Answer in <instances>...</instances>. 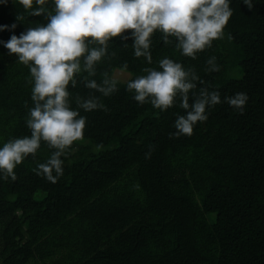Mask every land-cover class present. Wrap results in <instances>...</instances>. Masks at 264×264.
Here are the masks:
<instances>
[{"label": "trees", "instance_id": "trees-1", "mask_svg": "<svg viewBox=\"0 0 264 264\" xmlns=\"http://www.w3.org/2000/svg\"><path fill=\"white\" fill-rule=\"evenodd\" d=\"M253 3L250 11L230 0L224 39L195 60L160 32L152 37L151 64L134 56L131 39L109 42L89 79L100 83L103 73L113 78L118 70L134 79L144 68L160 70L168 57L192 67L222 100L245 92L244 114L222 103L191 137L169 139L176 116L185 114L179 103L164 112L140 105L127 81L104 97L80 74L69 88L70 106L86 117L85 141L62 158L63 176L52 184L32 171L53 151L42 142L35 159L16 167V181L0 177V264H264V0ZM47 7L54 12L51 2ZM13 23L0 41L47 20L30 16L18 0L0 2V25ZM213 55L218 73L205 71ZM32 87L29 68L0 44V147L30 136ZM78 95L99 96L108 111L78 109ZM149 147L155 150L146 160Z\"/></svg>", "mask_w": 264, "mask_h": 264}, {"label": "clouds", "instance_id": "clouds-1", "mask_svg": "<svg viewBox=\"0 0 264 264\" xmlns=\"http://www.w3.org/2000/svg\"><path fill=\"white\" fill-rule=\"evenodd\" d=\"M0 2L6 4L8 0ZM50 2L54 12L48 11ZM18 3L30 16H43L47 23L29 27L19 36L12 34L7 42L0 41L8 55H15L29 68L33 83V107L26 119L30 136L9 139L0 147V177L13 182L18 179L16 167L29 156L35 159L42 142L53 151L45 163L32 171L52 184L63 176L62 158L76 142L85 141L86 117L70 106L69 88L76 87V77L86 73L82 77L84 86L104 97L118 91L119 81L107 73L102 74L100 83L89 79L96 76V66L108 55L110 41L131 39L134 56L144 57L151 64L152 37L160 32L165 44L174 38L181 55L195 60L198 53L212 48L213 41L224 39V30L233 15L230 0H18ZM242 3L250 11L254 7L253 0ZM22 19L23 16H17V20ZM16 26L0 25V31H12ZM158 64L160 70L144 68L145 75L129 79L126 91L133 92V99L140 105L150 103L160 112L179 103L185 114L176 116L175 132L169 133V139L191 137L195 126L206 122L208 110L216 105L227 103L238 114H244L249 100L245 92L222 100L220 92L210 91L192 67L186 69L168 57ZM205 71H221L216 56L206 60ZM76 104L85 112L108 111L96 95L87 98L78 95ZM154 150L149 147L144 158L151 159Z\"/></svg>", "mask_w": 264, "mask_h": 264}, {"label": "rangeland", "instance_id": "rangeland-1", "mask_svg": "<svg viewBox=\"0 0 264 264\" xmlns=\"http://www.w3.org/2000/svg\"><path fill=\"white\" fill-rule=\"evenodd\" d=\"M131 74L123 71H115L113 78L117 79L119 82H126L130 79Z\"/></svg>", "mask_w": 264, "mask_h": 264}]
</instances>
